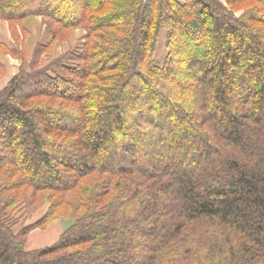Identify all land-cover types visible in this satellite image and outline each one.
<instances>
[{"label":"trees","instance_id":"1","mask_svg":"<svg viewBox=\"0 0 264 264\" xmlns=\"http://www.w3.org/2000/svg\"><path fill=\"white\" fill-rule=\"evenodd\" d=\"M2 21L0 264H264V0H0Z\"/></svg>","mask_w":264,"mask_h":264},{"label":"rangeland","instance_id":"2","mask_svg":"<svg viewBox=\"0 0 264 264\" xmlns=\"http://www.w3.org/2000/svg\"><path fill=\"white\" fill-rule=\"evenodd\" d=\"M36 24H37L36 30L33 28L30 29L31 37H29L27 34L26 39H29V40L27 42V45H26V42L24 41V46H23L24 51L30 52V55L36 44L47 43V41L50 39L49 25L47 24V22L43 19L40 22H36ZM82 34H83L82 30H77L71 35L68 41L59 42L60 47L58 48L59 50L57 49L58 52H63L68 47L74 46L76 43L79 42ZM14 40L16 42L15 46L17 48L18 47L20 48L22 46L20 39L17 40L16 38H14ZM33 45L34 47H32ZM165 54L166 52L164 48V36L162 35L160 39V43L158 44V48H157L156 61L158 64L163 63ZM28 60L29 58L27 59V61ZM1 63H2V67L0 69V90L7 84L8 78H10V76H12L14 73L18 71V68L21 65V59H19L18 57L8 55L7 57L1 58ZM40 214L41 212H38L36 214H33L30 217L25 216L24 219L21 218V221L19 222L16 228L21 227L22 225H27V224L32 223L35 218L39 217ZM70 221L71 220H68V219L56 220L54 222L49 223L45 229L38 228V229L33 230L35 233H32L31 235H29L28 239L30 238L31 240L30 239L29 240L31 242L28 243V239H27V242H26L28 243L27 248L28 249L41 248L46 245H50L59 237L61 232L65 229V227L69 224Z\"/></svg>","mask_w":264,"mask_h":264},{"label":"crops","instance_id":"3","mask_svg":"<svg viewBox=\"0 0 264 264\" xmlns=\"http://www.w3.org/2000/svg\"><path fill=\"white\" fill-rule=\"evenodd\" d=\"M41 20H43L41 17H31V18H29V19H27L26 21H25V23H24V27L26 28V30H27V32H28V36L29 37H31V31H30V29L31 28H33V29H35L36 30V26H37V24H36V22H40ZM18 34H19V36H20V41H21V39H22V36H21V34H20V30L18 29ZM0 40L1 41H3L4 43H6L10 48H16V46H15V40H14V37H12L11 35H10V32H9V30H8V27H7V23L6 22H4V21H2L1 23H0ZM28 40L29 39H26L25 40V42H26V45H27V42H28ZM50 40V39H49ZM48 40V41H49ZM32 47H34V45L32 46ZM60 47V44L59 43H56L55 44V46H54V48H53V53L54 54H59L60 52H58V48ZM58 49V50H57ZM30 52H27V57L29 58L30 56ZM8 56V55H7ZM7 56H5V57H7ZM15 74V73H14ZM13 74V75H14ZM12 75V76H13ZM12 76H10V78L12 77ZM10 78H8V80L10 79ZM32 233H35L34 231H32L31 233H30V235L32 234ZM31 237V236H30ZM30 239V238H29ZM28 239V243H30L31 241V239L29 240ZM33 240V239H32ZM28 243H26V247H27V245H28Z\"/></svg>","mask_w":264,"mask_h":264}]
</instances>
